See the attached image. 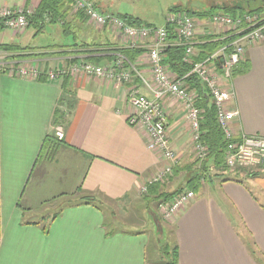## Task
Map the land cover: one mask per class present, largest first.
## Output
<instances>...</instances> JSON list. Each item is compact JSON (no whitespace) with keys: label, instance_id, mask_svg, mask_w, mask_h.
<instances>
[{"label":"crops","instance_id":"obj_1","mask_svg":"<svg viewBox=\"0 0 264 264\" xmlns=\"http://www.w3.org/2000/svg\"><path fill=\"white\" fill-rule=\"evenodd\" d=\"M98 1L97 7L113 14L106 0ZM42 4L0 0V10L33 11L24 29L0 26V54L66 73L83 60L109 66L128 49L139 75L117 86L83 75L49 80L0 72V264H147L145 234L107 232L104 211L112 204L123 208L144 201L140 188L166 164L147 149L145 131L128 122V89L152 98L141 82L152 80L151 40L133 44L109 28L80 25L72 9L64 32L59 23L35 19ZM194 20L198 41L221 37L208 18ZM80 43L95 46H71ZM11 47L17 50L7 52ZM231 88L229 109L238 113L231 126L234 138L264 137V41L246 48ZM164 110L177 164L159 193H173L191 174H202L194 198L172 221L177 264H264V167L224 172L211 160H196L180 104L167 98ZM59 125L61 141L53 135ZM86 196L99 207L77 201Z\"/></svg>","mask_w":264,"mask_h":264},{"label":"built area","instance_id":"obj_2","mask_svg":"<svg viewBox=\"0 0 264 264\" xmlns=\"http://www.w3.org/2000/svg\"><path fill=\"white\" fill-rule=\"evenodd\" d=\"M73 12H81L87 21L94 26L106 27L116 31L121 37L133 44L151 40L147 48L148 61L152 76L151 82L141 78L142 84L149 90L152 98L139 94L137 89L130 87L127 101L131 109L129 125L143 129L147 135V149L156 153L166 162L140 188V194H146L150 186L162 184L172 176L177 156L169 141L164 110V100L174 99L180 104L188 123L193 151L196 160L203 162L207 157V149L201 143L200 124L202 111L195 106L196 94L189 90L186 77L176 78L170 75L162 64L165 50L168 47V30L171 27L179 39V45L184 49V63L191 66L190 74L195 75L207 90L209 97L217 110V123L225 138L233 139L231 126L237 111L229 109L233 97L231 81L239 63L243 60L247 47L264 41V16L257 13H244L231 17L223 13H215L208 18L209 24L218 33L217 39L230 40L217 51L202 61L193 62L197 57V38L194 18L184 12L168 13L164 24L160 27H133L112 14H103L93 5L91 0H70ZM33 11L24 9L0 10V26L12 31L24 29L29 25V17ZM49 21L44 16L43 22ZM9 53L0 54V72L23 79H37L45 76L49 80L65 74L69 76L83 75L114 82L117 86L132 83L133 75L138 77V71L132 62L121 54H116L109 66H100L89 61H81L63 70L42 71L39 66L29 60H9ZM53 135L61 141L64 137L62 126H54ZM225 163L228 169L258 168L264 164V137L241 135L227 145ZM194 198V192L185 190L176 195L164 210V219L174 218L179 211Z\"/></svg>","mask_w":264,"mask_h":264},{"label":"trees","instance_id":"obj_3","mask_svg":"<svg viewBox=\"0 0 264 264\" xmlns=\"http://www.w3.org/2000/svg\"><path fill=\"white\" fill-rule=\"evenodd\" d=\"M229 1L228 3H224L225 5L216 6L217 9H220L223 14L229 15L231 17L241 16L244 13H256L255 9L251 8L248 4V0H225ZM264 3V2H263ZM95 8L103 13L107 11H103L100 7L95 5ZM70 0H43L42 6L39 8L37 12H35V19H40L43 21L44 16H48V23H59L63 29V31L70 25V23H66L65 19L70 13ZM174 12H184L188 16L198 19V18H209L213 14H208L207 12L196 13L195 11L180 9V7L172 8L168 13ZM113 15V14H112ZM124 21L126 24L133 27H154L151 24L144 23L140 18L135 17L133 15L123 14V15H115ZM74 18L76 22L80 25L86 23L87 18L81 12H75ZM74 19V20H75ZM168 30V39L172 40V42H168V47L165 50L164 58L162 60V64L167 68L170 74H172L176 78L186 77V83L189 90L194 91L196 94L195 98V106L202 111V121L200 124V141L207 149V157L202 163H206L211 160V164L215 166L218 170L227 172L228 167L225 163V151L227 145L230 142L235 141L236 139H227L225 138L222 130L220 129L217 123V110L215 105L213 104L211 98L208 95L207 90L204 88L202 83L198 80V78L190 74L191 66L184 63V49L181 45H179V39L177 35L174 33V30L171 27H167ZM65 32V31H64ZM201 42L197 45L198 54L197 57L193 59V62H198L206 59L215 51H217L221 46L228 43L230 40L226 39L224 41L216 39L214 36L209 35L207 39H201ZM72 47L78 48H90L94 47V44L80 43L73 44ZM7 52L16 51L15 48L11 47L6 49ZM120 54L126 57L129 61L132 62L134 57L131 55V51L128 49L120 50ZM134 55V54H133ZM23 55H20V57ZM94 64V63H93ZM234 76V74H233ZM68 82V81H67ZM66 83V81H65ZM264 167V164L262 165ZM206 169V167H205ZM187 181V185L184 187V190H191L196 192L198 190V183L202 178V174H196L189 177ZM161 184H155L148 188L147 193L144 195L143 200L145 202L154 201L156 205L160 203H164L169 201L172 197L174 198L176 195L180 194L182 189H179L173 193H159ZM172 198V199H173ZM79 202L91 203L99 207L96 199L94 197H80L77 199ZM112 233V232H110ZM164 256V264H177L178 263V249L176 244L174 243L171 250L165 249L163 251ZM148 264V262H147Z\"/></svg>","mask_w":264,"mask_h":264},{"label":"rangeland","instance_id":"obj_4","mask_svg":"<svg viewBox=\"0 0 264 264\" xmlns=\"http://www.w3.org/2000/svg\"><path fill=\"white\" fill-rule=\"evenodd\" d=\"M99 4L98 0H91ZM243 1V0H239ZM110 7L108 12L115 15L130 13L140 18L144 23L159 26L164 17L174 7L195 11L196 13L207 12L208 14L221 13L216 6L225 5V0H106ZM264 0H248L251 8L261 16H264ZM225 3V4H224ZM199 20L207 18H198ZM216 32V30H215ZM179 189L184 190V187ZM177 189V190H179ZM170 200L160 205L154 201H137L127 207L116 205L105 206V223L107 232H141L148 238L147 262L148 264H164L163 251L171 250L173 246L172 230L173 219H164V210ZM46 216L53 213L48 210Z\"/></svg>","mask_w":264,"mask_h":264}]
</instances>
